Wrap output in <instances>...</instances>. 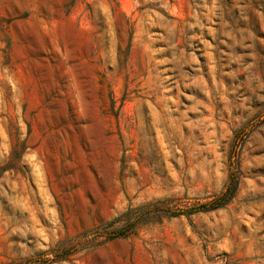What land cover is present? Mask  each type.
<instances>
[{
    "label": "rangeland",
    "instance_id": "374dc122",
    "mask_svg": "<svg viewBox=\"0 0 264 264\" xmlns=\"http://www.w3.org/2000/svg\"><path fill=\"white\" fill-rule=\"evenodd\" d=\"M0 264H264V0H0Z\"/></svg>",
    "mask_w": 264,
    "mask_h": 264
},
{
    "label": "trees",
    "instance_id": "16d2710c",
    "mask_svg": "<svg viewBox=\"0 0 264 264\" xmlns=\"http://www.w3.org/2000/svg\"><path fill=\"white\" fill-rule=\"evenodd\" d=\"M231 189H232V184L227 187L225 194L229 193V191H231ZM228 200H229V198L226 200V202ZM174 213H175V215H177V213L179 214L180 212H174ZM127 231L128 230H126V228H122V229L118 230L116 236H124V235H126Z\"/></svg>",
    "mask_w": 264,
    "mask_h": 264
}]
</instances>
